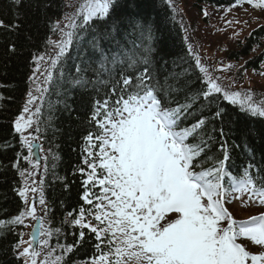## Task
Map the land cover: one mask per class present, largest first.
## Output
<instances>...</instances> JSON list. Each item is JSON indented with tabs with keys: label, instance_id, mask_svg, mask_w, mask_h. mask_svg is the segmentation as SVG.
Returning a JSON list of instances; mask_svg holds the SVG:
<instances>
[{
	"label": "snow or ice",
	"instance_id": "obj_1",
	"mask_svg": "<svg viewBox=\"0 0 264 264\" xmlns=\"http://www.w3.org/2000/svg\"><path fill=\"white\" fill-rule=\"evenodd\" d=\"M247 2L255 8L264 7V0ZM120 8L118 0H81L75 11L65 16L67 23L61 26V22L56 21L52 25V30L60 33V39L48 40L55 53L48 57L45 85L52 78L51 69L68 54L74 40L78 41L92 23L106 21L112 13H119ZM0 26H3L2 20ZM136 28L143 30L144 25L137 23ZM108 35L97 34L88 41L94 50L89 66L92 63L98 65L93 69L96 79L90 81L84 76L82 73L87 69L79 64L76 65V76L71 79L73 85L80 87L112 85L103 101L96 99L93 103L90 123L95 125V131H89L83 137L82 166L75 170L83 177L81 199L90 206L87 209L81 207L79 214L71 220L68 217L73 213L69 212L64 221L81 229L76 244L84 241V230L87 229L95 237L97 250H101L102 245L108 249L95 256L92 264H264V212L238 220L226 206L230 198L242 199L245 195L248 201L264 205V177L251 173L253 164L244 167L240 174L230 170L231 148L224 139L223 127L219 129L218 155L205 159L206 149L214 137L208 135L204 139L202 134L209 119L224 122L226 108L221 106V100L231 105L239 104L241 111L261 118H264V103L254 102L251 92L242 96L240 91L225 88L199 58L195 63L203 74L199 78L201 89L187 97L190 102L170 99L176 89L153 82L146 66L147 56H127V67L134 71L122 69L117 79L112 76L113 68L117 63L124 64L125 60L118 53L109 55L101 47V38ZM44 59L43 55L33 56L36 69L29 77L35 84V93L40 95L30 88L23 110L13 122L14 131L20 133L21 144L29 152L24 159L33 168L39 167V161L30 157L39 146L35 143L37 137L31 132L25 135V131L35 123L31 107L38 99H43L46 91L36 82V72ZM140 63L145 65L142 71L137 68ZM101 72L107 73L110 79L100 80ZM201 99L204 101L201 109L215 105L211 117L201 116L195 123L181 127L189 115H195L190 110ZM39 112L37 105L35 113ZM35 130L40 131L39 127ZM16 155L20 156L19 153ZM208 160L212 161L211 165L205 167ZM12 167L25 180L24 186L17 191L26 206L11 219L0 220V227L22 225L25 217H31L35 221L31 240H38L47 247L53 231L59 233L60 229L47 227L44 217L37 215L35 206L28 204L27 193L38 191L27 182V177L33 173L20 170L17 163ZM259 171L264 172V167ZM40 196L43 205L42 190ZM241 238L262 250L258 253L249 251L238 242ZM14 247L19 248V244ZM57 247L61 249V255L53 259L55 249H52L44 261L38 262L39 253L30 242L19 256L28 258L25 264H63L64 256L75 245L58 244Z\"/></svg>",
	"mask_w": 264,
	"mask_h": 264
},
{
	"label": "trees",
	"instance_id": "obj_2",
	"mask_svg": "<svg viewBox=\"0 0 264 264\" xmlns=\"http://www.w3.org/2000/svg\"><path fill=\"white\" fill-rule=\"evenodd\" d=\"M65 1L20 0L15 3L14 0H0V20L3 21V26H0V220H9L23 209L17 191L21 186V176L12 164L17 163L19 169L23 170L26 166V154L12 127V121L20 112L29 85L32 58L44 51L48 37L53 32L52 25L60 18ZM188 1L199 11L204 5L231 6L238 0ZM118 2L121 5L119 13H112L106 21L92 23L78 41L74 40L63 60L52 68L53 75L47 84L36 118V127L40 129L37 136L45 151L41 189L45 201V217L48 227L53 230L60 229L59 233L53 231L49 244L75 245L64 256L63 264L89 261L88 259L100 255L101 251H108L103 245L101 250L95 248V237L87 229L84 230V241L76 244L81 229L64 222L69 212L73 213L72 217H68L71 220L79 214L81 207L87 209L86 203L81 199L84 191L83 177L75 170L82 166L83 137L89 131H95V125L90 123L93 103L96 99L103 101L112 86L90 84L88 87H80L71 83V79L77 74V64L87 69L82 74L90 81L96 79L93 69L98 65L92 63L89 66L90 55L94 50L88 41L97 34H110L102 37L100 44L109 55L118 53L125 60L124 64L117 63L114 68L108 65L113 68L112 76L117 79L122 69L134 71L127 67V56H147L146 66L153 82L171 85L176 89L171 93L170 99L179 103L190 102L187 97L194 96L201 89L199 78L202 74L192 55L182 45L181 27L175 21L168 3L165 0ZM137 23L144 25L143 30L136 28ZM261 28L254 31L253 36L247 38L244 44L238 43V49L226 55L228 60L241 61V58L251 57L252 50L260 44L264 36V27ZM254 59L264 60V53L261 52ZM255 61L249 60L246 67L258 69ZM143 67L145 65L142 63L137 65L140 71ZM109 79L107 73H100V80ZM202 103L203 99L193 104L190 111L195 115H189L181 123V127L195 123L201 116L211 117L215 105L201 109ZM220 104L226 108L224 122L209 119L202 130L204 139L208 135L214 137L209 149H206L205 159L218 155L221 139L219 129L223 127L224 139L231 148L230 170L234 174H240L244 167L253 164L251 173L264 177V172L259 171L264 167V118L253 117L250 113L241 111L238 104L231 105L222 100ZM17 153L20 154L19 157ZM211 162L208 160L205 167L210 166ZM18 237V225L0 227V264H20L14 247Z\"/></svg>",
	"mask_w": 264,
	"mask_h": 264
},
{
	"label": "rangeland",
	"instance_id": "obj_3",
	"mask_svg": "<svg viewBox=\"0 0 264 264\" xmlns=\"http://www.w3.org/2000/svg\"><path fill=\"white\" fill-rule=\"evenodd\" d=\"M165 1L171 8L176 18L175 21L178 23L179 27H181L182 45H184L188 53L190 52V54H192L194 60L196 61V58H199L201 63L208 69V71L213 76L219 78V82L225 88L233 91H240L242 96L245 93L251 92L254 102L258 104L264 103V60L255 61L254 59L259 57L261 52L264 53V36L260 40V44L252 50V55H250L251 57L241 58V61L228 60L226 57L229 52L236 51L239 44H244L245 40L249 38L254 33V31L256 32L262 29L261 26L264 27V7L255 8L249 4L247 0H241V2L236 5L223 7H216L213 5H211L212 7L204 6L198 11L188 0H170V2L169 0ZM80 2L81 0H66L60 18L56 21H60L61 26L67 23L65 16L69 13H73ZM205 13H207V15H205ZM49 38L52 40H58L60 39V33L53 31ZM189 46H191V48H189ZM54 53V46L47 42L44 51L37 55V57L41 55L45 57L44 61L41 62L39 70L36 72V82L40 84L42 89H45L47 85L44 84V73L49 68L48 57L54 55ZM249 60L255 61V64L257 67L259 66V68L253 69L250 66L246 67L245 64L249 62ZM228 65H231V67L229 68ZM34 69H36V62L33 60L30 77L33 76ZM30 88L35 93V84L32 81H29L27 93ZM27 93L24 98V104L27 99ZM35 94L37 96L40 95L39 93ZM38 102L39 99L34 102V105L30 109V111L33 113L34 121L36 117L35 107L38 105ZM24 104L22 105L21 112L23 110ZM34 127L35 126L33 124L31 129L25 131V135H27L28 132H31L33 136L37 137V135L32 133ZM18 135L20 137V133H18ZM37 140L38 139L35 140V143L38 142ZM24 149L26 154L25 157H28V149L26 147H24ZM38 151L41 158L39 167L33 168L32 165L24 159V162L26 163V168L24 170L33 173V175L27 177L29 186L37 187V189L40 190L42 162L45 151L41 146L38 148ZM37 158L38 156L36 159L30 157L32 160H37ZM20 181L21 186L23 187L25 184L24 178L21 177ZM32 181H35V184H31ZM37 193L38 191L36 193H27L28 204L32 205L34 202L37 215L44 217V206L40 204V193ZM226 205L229 208L232 207V211L234 212L233 216L238 217L239 219H244V216L254 213L252 210L259 211V208H261L259 203L248 201L246 195L242 199L230 198ZM25 206V201L23 200V209ZM242 209H246V212H244ZM88 220H91V217L88 218ZM34 222L35 221H33L31 217H25L24 224H17L19 225L20 236L18 243L19 248H17L18 256L19 252L22 251L24 247H27L31 242L29 233ZM92 223L96 222L92 221ZM39 239H43V237H40ZM242 239L244 240V244L242 243ZM21 241H23V243H20ZM240 243L246 246L249 251H251L249 248L260 249H256L257 251H252L253 253H258L262 250L260 246L252 245L251 242L245 238H241ZM35 250L39 253V255L36 257L38 262L44 261L47 258V253L51 251V249L41 245L39 242L35 247ZM57 255H59V252L54 251L52 258L54 259V257ZM19 257L22 260V264H25L28 258L21 256ZM92 261L93 260L85 264H92Z\"/></svg>",
	"mask_w": 264,
	"mask_h": 264
}]
</instances>
